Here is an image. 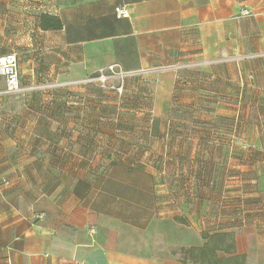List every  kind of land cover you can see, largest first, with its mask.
Listing matches in <instances>:
<instances>
[{
  "label": "crops",
  "instance_id": "0c3cea01",
  "mask_svg": "<svg viewBox=\"0 0 264 264\" xmlns=\"http://www.w3.org/2000/svg\"><path fill=\"white\" fill-rule=\"evenodd\" d=\"M120 7L129 17L115 14ZM42 14L58 17L62 28L41 31ZM10 49L27 54L26 63L18 58L23 86L84 79L110 64L140 75L124 84V108L99 89L78 86L58 94L35 91L0 114V179L11 180L0 186V264H193L163 255L161 218L187 221L197 234L189 244L195 247L204 234L234 235L246 227L245 236L235 234L236 251L246 264H264V207H249L247 220L237 215L228 226L217 205L209 211L224 196V173L209 192L198 162L188 163V172L182 163L178 183L152 165L133 168L121 158L135 150L151 156L163 139L177 146L183 137L198 142V152L207 146L212 153L216 141L206 140L219 133L216 126L185 124L200 118L201 102L231 98L217 86L230 81L221 74L233 65L241 84L237 99L256 100L264 116V0H0V56ZM244 55L255 57L210 65L189 78L179 79V70L157 75L186 61ZM252 108L247 104L242 118ZM211 112L218 118L216 105ZM256 141L251 146L259 151L241 156L240 166L264 200V138ZM229 189L232 198L242 196ZM38 212L44 218L35 221Z\"/></svg>",
  "mask_w": 264,
  "mask_h": 264
},
{
  "label": "rangeland",
  "instance_id": "374dc122",
  "mask_svg": "<svg viewBox=\"0 0 264 264\" xmlns=\"http://www.w3.org/2000/svg\"><path fill=\"white\" fill-rule=\"evenodd\" d=\"M14 52L17 54V58H20L21 64L27 62V54L21 53L19 55L18 51L16 50L13 51L10 49L7 52H3V54L1 55L12 54ZM254 57L255 56L252 55H244L235 59L224 58L219 61H210L208 64L205 63V61H186L182 63V65L184 66H181L180 68L174 69L171 67L167 68L166 70H160L157 75H175L176 72H178L179 70V79L182 74L189 78L190 76L193 77L196 73L201 74V71L199 70L201 68L210 67V65L222 63L225 64L226 62H233L231 64H237V62L239 61H252ZM221 72L223 73V71ZM221 75L224 79H230V81L223 82L222 80H220L221 87L217 86V88H220L221 91H223V87L225 86V91L231 94V98L226 99V101L217 99L215 103H213L214 101H211V103L201 102L199 104V109L197 110L202 113L200 118L190 119L188 123L186 121L187 124L184 123L189 129H194V127H200L209 130L208 128L216 126V128L219 130V133L214 134L212 132L210 136H207L208 140L205 139L209 142L216 141L215 144L209 146L210 148H212L214 145L216 146V148L211 149L213 155H215L216 158L212 156L211 151L206 148V145L205 149L201 148V152H198V142H186L185 138L183 137V139L180 143L177 144V146H172L170 145L171 138L170 140L168 138L167 140L163 139L162 141V146L164 147L161 148V146H159L161 145V143H159L156 145L157 147L154 150L151 149V163L152 169H156L158 174L161 175V177L167 181L173 178L184 176L181 170L183 162L185 164L184 168L186 167L185 171L187 172L190 170V168H187L188 163L194 161L198 162L199 165H201L202 163L206 164V166H208V171H211L212 168H214L217 174L221 172L224 173L223 179L226 180L220 179L219 182L222 183V185L226 188V190L224 191V196L221 198L217 197V204L210 203L209 211H211V209L214 210V207L217 205V207H219L218 209H221V215L224 217V226H228L231 216L234 217V215H238L239 208L240 211L242 210L243 213L244 211H247L249 207L254 205H256V209H262V207H264V200L261 192H257L254 187L249 185V183L247 182L249 180H247L248 175L245 172L242 173L243 168H241L240 166L241 156H250L253 153H257L259 151V148H254L251 145L256 144V140L264 138V116L259 115L256 112L254 101H239L237 99V94L239 92L241 84H238V70L235 65L231 66V68H229L228 70H225V72ZM135 79L131 81L136 82ZM127 82L125 81L126 84ZM3 88L4 87H2L0 90H2ZM21 97L23 96L20 95L19 97H0V114L3 112V110L7 108L11 109L12 107H16L18 103H20V101L22 100ZM247 104H249L250 108H254L250 109L251 114L248 117L242 118L241 112L243 111V108L247 106ZM214 105H216L218 118H215L214 115H212V112L211 117H209L210 115L207 113L208 110L213 109ZM174 108L177 109L176 107ZM170 125L172 127V122H170ZM1 138L2 137H0V140ZM198 153H200L199 157ZM171 166L174 167L171 169ZM219 166H221V168H218ZM216 183L217 182L213 183L211 187H206L209 192H213L216 189L214 186L216 185ZM230 186L237 188L236 190L239 192L240 196H242L240 198H232V196H230L229 194ZM255 192L257 194L259 193L258 198L256 196L253 198L251 195ZM176 207L177 209H179L180 206L177 205ZM247 215V212H245V220H247L248 218ZM161 219V222L158 225L156 224L161 229V235H157V243H160L159 247L160 249H162L161 252L164 256L173 255L176 256L178 260L182 263H186L188 259L187 257H185L184 251L188 249V247H190L189 244L195 242L197 234L194 232L193 229L188 228L187 225L184 226L182 224H176L175 222L170 221L167 218ZM236 221L237 218L235 217V222ZM239 231L243 232L244 236L250 232L249 229L244 227V229L242 230H238L235 233L233 232L234 238L235 234H238Z\"/></svg>",
  "mask_w": 264,
  "mask_h": 264
},
{
  "label": "trees",
  "instance_id": "16d2710c",
  "mask_svg": "<svg viewBox=\"0 0 264 264\" xmlns=\"http://www.w3.org/2000/svg\"><path fill=\"white\" fill-rule=\"evenodd\" d=\"M40 17V22H39V28L41 31L47 32V30H52V31H58L62 28V21L56 17V16H51L49 14H42L39 16ZM3 57V56H0ZM83 88H96L99 89L103 94L105 99L108 98H113L117 103H119V106L121 108H124L127 106L128 99L126 97L127 95V90L126 87H124V91L121 96H119L117 93L110 91V90H104L102 88H99L96 85H83ZM70 88H63V89H56V90H49L46 92L38 93V94H58L62 93L63 91H68ZM148 99V98H147ZM256 100L254 101V103ZM173 135V134H172ZM1 137V136H0ZM172 139H175L172 136ZM103 137L100 138L99 140H96L94 143V150L93 153L97 154L98 151H100L103 147ZM93 142V141H92ZM107 144L108 141H107ZM128 154V153H127ZM125 155V153L123 154ZM128 156V157H127ZM121 158L125 159L128 161L129 165L133 168H139V166H151L152 161H151V156L147 155L146 152L143 153V151L138 154V151L135 150L134 155H125L122 157L121 153ZM120 161V160H119ZM87 163H89L90 166L94 165V162L92 160H86ZM200 168L198 169V176L200 174V180L206 181V187H211L213 183L217 182V179H219V176L217 172L212 168L211 171L207 170L208 166H205L206 164H201ZM205 175V177H203ZM3 179L7 180L8 178H1L0 179V184L3 181ZM178 183H182L184 179L182 177L175 178ZM9 180V179H8ZM217 184V183H216ZM216 187V185H214ZM233 215V214H231ZM238 215H241L243 218V222L245 220L244 213H242V210L240 211L239 208V213ZM232 218L235 219L238 218L237 215L234 217L231 216ZM176 220L182 224L185 225L187 224V221L181 218H176ZM203 239L205 242L200 246V247H195V246H190L188 249L184 251L185 257H187L188 261L193 264H246V255H240L236 251V246H235V241H234V235L232 233H226V232H217L215 234H204Z\"/></svg>",
  "mask_w": 264,
  "mask_h": 264
},
{
  "label": "built area",
  "instance_id": "2783aa9c",
  "mask_svg": "<svg viewBox=\"0 0 264 264\" xmlns=\"http://www.w3.org/2000/svg\"><path fill=\"white\" fill-rule=\"evenodd\" d=\"M115 14L120 17H129L128 10L125 7H120L115 10ZM245 16H250L249 11H244ZM209 63V62H205ZM189 64V63H188ZM184 66L172 67L174 69ZM20 67L17 55L15 53L3 55L0 57V81L4 82V88L0 90V97L5 96H25L35 91H49L55 89L63 88H73L78 86H83L87 84L96 85L104 90H110L117 93L119 96L122 95L124 91V83L127 79L135 78L139 72H128L124 71L118 64H110L107 67L100 68L92 73V75L87 76L84 79L63 81L59 82H48L43 84H35L34 86H23L20 80ZM11 183V180H5L1 182L0 186H7ZM35 221L44 218V214L35 213L33 216Z\"/></svg>",
  "mask_w": 264,
  "mask_h": 264
}]
</instances>
